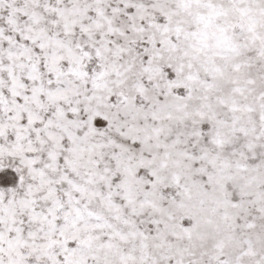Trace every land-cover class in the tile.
<instances>
[{"label":"snow or ice","instance_id":"1","mask_svg":"<svg viewBox=\"0 0 264 264\" xmlns=\"http://www.w3.org/2000/svg\"><path fill=\"white\" fill-rule=\"evenodd\" d=\"M0 264H264V0H0Z\"/></svg>","mask_w":264,"mask_h":264}]
</instances>
